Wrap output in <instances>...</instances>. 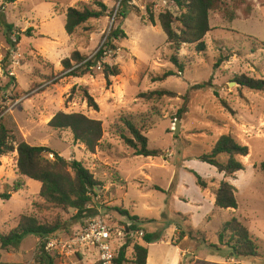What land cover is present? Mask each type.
Listing matches in <instances>:
<instances>
[{
	"label": "rangeland",
	"instance_id": "obj_1",
	"mask_svg": "<svg viewBox=\"0 0 264 264\" xmlns=\"http://www.w3.org/2000/svg\"><path fill=\"white\" fill-rule=\"evenodd\" d=\"M99 1L107 6L105 15L68 34L67 9L100 10ZM235 1L224 0L211 11L205 51H197L195 44L181 46L178 55L184 69L180 72L170 61L174 50L158 20L166 9L179 14L172 1L130 0L122 17L120 0H0V14L21 36L11 48L0 24V123L16 143L47 146L67 160L82 161L102 183L90 206L96 214L128 222L117 208L127 210L139 217L142 229L160 235L149 244L147 264H264V172L260 168L264 90L237 81L243 75L264 79V0H246L252 5L249 18L243 16V8L234 9ZM150 4L155 24L146 11ZM231 12L236 13L234 19ZM116 28L126 36L115 39L117 49L109 50L103 61L117 66L120 74L107 79L98 64L81 77L67 75L64 59L74 52L93 56ZM169 70L175 74L159 79ZM157 90L170 93L144 95ZM86 94L94 98L97 109L89 105ZM60 111L102 121L104 134L95 152L76 143L70 129L49 125ZM125 120L141 129L148 147L160 151L158 156L135 155L121 137V133L132 137ZM177 120L180 132L175 135ZM223 134L249 146V154L239 157L244 170L231 176L199 159ZM46 157L54 159V153ZM17 159L16 150L0 156V189H9L18 180L23 183L10 199H0V233L15 228L21 214L41 221L58 217L65 224L62 233L75 230L90 217L78 218L75 209L46 202L39 181L19 176ZM194 172L207 188L197 184ZM224 179L237 189L236 209L214 203L215 190ZM233 217L257 239L259 257H235L219 240L224 223ZM38 238L28 235L19 250L2 251L0 264L29 261L37 253ZM79 252L97 264L96 250ZM57 264L82 263L73 253Z\"/></svg>",
	"mask_w": 264,
	"mask_h": 264
},
{
	"label": "trees",
	"instance_id": "obj_2",
	"mask_svg": "<svg viewBox=\"0 0 264 264\" xmlns=\"http://www.w3.org/2000/svg\"><path fill=\"white\" fill-rule=\"evenodd\" d=\"M12 3L16 0H7ZM179 9V14H175L170 9L162 11L158 20L167 36V42L174 50L170 61L183 71L184 66L180 62L178 51L184 44H195L199 52L206 50L205 37L211 30L210 14L211 11L218 9L223 5L224 0H169ZM130 0H120V15L126 17L127 5ZM100 10L89 7L80 9L78 7H69L66 12L65 30L72 34L77 27L87 22L91 18H99L105 15L107 6L104 2H97ZM246 4V7L243 5ZM243 8V16L249 18L252 5L246 3V0H236L234 9ZM139 12V9H135ZM149 20L155 24L153 4L146 7ZM235 12H231L230 18H235ZM0 24L3 26L7 42L11 48H15L19 43L21 36L13 23L7 22L3 14H0ZM17 33V34H15ZM15 34V40L12 36ZM126 36L123 30L116 28L109 34L107 41L101 46L93 56H82L79 52H74L71 57L63 60V65L68 76L81 77L90 73L98 64L103 66L105 77L120 74L117 66L110 65L103 61V57L109 50H116L115 39ZM175 73L172 70L165 72L159 79H165ZM241 85L254 89L264 90V79H255L248 76H241L237 80ZM197 87H204L203 84H197ZM165 90L150 91L144 93L151 98L154 96H163ZM90 106L98 108L94 98L86 94ZM126 121V125L132 137L121 133L124 142L134 149L135 155L145 157H156L159 150L148 147V137L141 129L131 121ZM49 125L56 129H70L74 141L83 144L89 152H95L101 144L104 134L103 123L99 119L91 118L83 113H66L60 111L56 113L49 122ZM17 151V171L20 176L39 181L41 183L40 196L49 204L63 209L73 208L77 211L78 218L94 216L97 211L91 208L93 198L98 195L102 183L97 180L94 174L77 159L67 160L57 152L47 146H36L21 141L16 143L10 134V130L0 123V156L12 151ZM54 153V159H49L46 154ZM249 154V146L240 143L230 134L221 135L212 150L202 154L199 159L217 169L218 172L231 176L235 172L244 170L245 166L239 157ZM227 157L226 160L223 158ZM1 165V162H0ZM264 172V161L260 165ZM196 182L202 188H207V182L202 176L194 172ZM23 183L16 181L9 189H0V199L8 200L13 193L20 190ZM236 187L224 179L215 190L214 203L219 208L236 209L238 202L236 198ZM120 213L127 215L132 221L131 230H139V217L132 216L127 210L117 208ZM120 213H116L119 216ZM119 221V218L116 219ZM64 221L56 217L52 220L41 221L36 216L30 214H21L18 225L8 233H0V261L2 251L19 250L23 240L28 235H36L39 238L57 236L63 232ZM228 240L225 241V237ZM160 239V235L150 233L145 230L143 238L127 236L125 244L116 252L115 261L117 264H147L149 257V244ZM219 240L227 245L233 256L241 259L249 257H259V244L257 239L251 234L248 227L238 218L233 217L224 223L220 233ZM82 264H92L81 252H76ZM37 264H57L55 257L49 255L44 250L36 253ZM97 264H101L99 261Z\"/></svg>",
	"mask_w": 264,
	"mask_h": 264
},
{
	"label": "built area",
	"instance_id": "obj_3",
	"mask_svg": "<svg viewBox=\"0 0 264 264\" xmlns=\"http://www.w3.org/2000/svg\"><path fill=\"white\" fill-rule=\"evenodd\" d=\"M128 220L117 221L102 214L90 216L73 231L38 238L37 251L41 248L58 261L79 251L96 250L101 264H117L116 252L125 244L127 236L143 238L145 235L142 228L131 230L132 221ZM22 264H37L36 255Z\"/></svg>",
	"mask_w": 264,
	"mask_h": 264
},
{
	"label": "water",
	"instance_id": "obj_4",
	"mask_svg": "<svg viewBox=\"0 0 264 264\" xmlns=\"http://www.w3.org/2000/svg\"><path fill=\"white\" fill-rule=\"evenodd\" d=\"M179 132H180V121L177 120V122L175 123L174 133L175 135H178Z\"/></svg>",
	"mask_w": 264,
	"mask_h": 264
},
{
	"label": "crops",
	"instance_id": "obj_5",
	"mask_svg": "<svg viewBox=\"0 0 264 264\" xmlns=\"http://www.w3.org/2000/svg\"><path fill=\"white\" fill-rule=\"evenodd\" d=\"M20 176V175H19ZM40 187H41V183H40Z\"/></svg>",
	"mask_w": 264,
	"mask_h": 264
}]
</instances>
